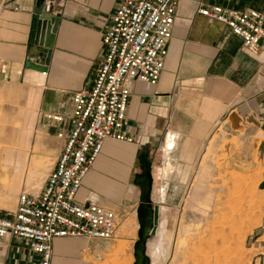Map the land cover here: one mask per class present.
Wrapping results in <instances>:
<instances>
[{"label": "crops", "instance_id": "obj_1", "mask_svg": "<svg viewBox=\"0 0 264 264\" xmlns=\"http://www.w3.org/2000/svg\"><path fill=\"white\" fill-rule=\"evenodd\" d=\"M122 1L0 0V112L10 117L14 107L28 108L40 130L57 139L58 157L63 146L58 134L71 128L73 96L94 86L104 56L102 37ZM201 2L264 12V0H179L161 79L155 86H132L126 132L135 142H105L76 203L113 210L119 224L130 222L137 218L138 178L150 174L157 187L165 188L164 200L158 190L155 201H166V188L182 182L214 127L225 119H252L264 139V40L258 54H252L223 24L197 14ZM40 4L58 21L47 73L26 67L28 61L43 65L47 57L30 43ZM56 115L64 122L50 119ZM30 134L23 137L27 142ZM8 136L6 129L5 140ZM15 163L21 169L20 157ZM11 214L0 208V217ZM52 247L51 264H99L107 252V242L81 238L56 239ZM38 260L18 240H0V264Z\"/></svg>", "mask_w": 264, "mask_h": 264}, {"label": "rangeland", "instance_id": "obj_2", "mask_svg": "<svg viewBox=\"0 0 264 264\" xmlns=\"http://www.w3.org/2000/svg\"><path fill=\"white\" fill-rule=\"evenodd\" d=\"M27 109L14 107L10 117L0 112V208L10 213L21 193H40L60 151L57 139L40 130ZM257 128L252 119L236 116L215 126L182 182L166 188L164 202H156L153 194L161 190L164 200L165 188L146 174L151 203L161 208L156 236L147 242L150 264H262L264 139ZM140 194L137 186L138 199ZM120 224L99 264L135 263L138 220Z\"/></svg>", "mask_w": 264, "mask_h": 264}, {"label": "built area", "instance_id": "obj_3", "mask_svg": "<svg viewBox=\"0 0 264 264\" xmlns=\"http://www.w3.org/2000/svg\"><path fill=\"white\" fill-rule=\"evenodd\" d=\"M179 0H123L103 34L104 56L94 86L73 96L71 128L58 134L60 155L37 196L21 193L14 213L0 217V240L16 239L51 264L53 242L81 238L109 242L119 228L115 211L75 202L107 140L134 143L126 132L132 86H155L165 69ZM197 14L227 27L257 55L264 40V12L201 4ZM63 123L61 115L51 116Z\"/></svg>", "mask_w": 264, "mask_h": 264}, {"label": "water", "instance_id": "obj_4", "mask_svg": "<svg viewBox=\"0 0 264 264\" xmlns=\"http://www.w3.org/2000/svg\"><path fill=\"white\" fill-rule=\"evenodd\" d=\"M58 21L53 18L52 14L44 11V5L40 4L35 13L31 41L32 45L40 48L42 53L46 54V60L43 65L28 61V69L47 73L53 51V41L56 35ZM140 185L139 206L137 208V220L139 224V240L134 246V264H150V258L146 255L147 242L150 238L155 237L159 224L160 207L151 203V179L148 175L138 178Z\"/></svg>", "mask_w": 264, "mask_h": 264}, {"label": "bare ground", "instance_id": "obj_5", "mask_svg": "<svg viewBox=\"0 0 264 264\" xmlns=\"http://www.w3.org/2000/svg\"><path fill=\"white\" fill-rule=\"evenodd\" d=\"M171 142V141H170ZM167 168V167H166ZM170 168V167H169ZM169 168H167L166 170H165V174H169L170 173V169ZM164 169V168H163ZM167 178V177H166ZM215 244V243H214ZM188 256V255H187ZM178 257H179V255L177 254L176 255V260L178 259ZM225 258V257H224ZM223 258V259H224ZM195 259H197V258H195ZM210 260V259H209ZM217 260V259H216Z\"/></svg>", "mask_w": 264, "mask_h": 264}]
</instances>
